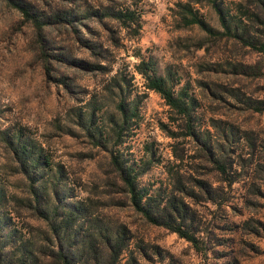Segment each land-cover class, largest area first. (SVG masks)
<instances>
[{
	"label": "rangeland",
	"instance_id": "1",
	"mask_svg": "<svg viewBox=\"0 0 264 264\" xmlns=\"http://www.w3.org/2000/svg\"><path fill=\"white\" fill-rule=\"evenodd\" d=\"M27 1L44 20L38 33L18 9L0 0L1 238L25 235L34 245L50 244L41 240L48 232L44 218L29 204L34 198L39 207L84 200L103 226L122 221L129 228V245L116 264H264V109L242 101L264 99V53L236 37H209L195 24L181 25L174 12L177 0ZM222 2L249 34L264 41L263 14L246 12V7L256 9L252 0ZM195 6L208 24L222 28L208 3ZM123 7L135 11L138 25L114 18L113 11ZM149 57L157 73L169 68L175 87L184 86L195 97L196 126L209 129L223 148L226 177L234 179L230 185L200 144L182 134L180 120L160 95L143 85L133 64ZM78 60L99 61L104 68L88 69ZM122 96L136 102L137 116L117 133L111 125ZM89 109L92 134L81 124ZM212 120L222 129L230 126L233 138L223 140L224 130ZM15 133L40 151L37 165L20 164L9 145ZM146 146L154 160L137 183L157 197H182L200 250L146 222L118 190L109 149L140 162L148 156ZM174 153L182 156L178 178L192 195L180 194L166 171L178 161ZM201 178L218 185L221 197L205 198L195 185ZM94 221L82 217L79 233Z\"/></svg>",
	"mask_w": 264,
	"mask_h": 264
},
{
	"label": "trees",
	"instance_id": "2",
	"mask_svg": "<svg viewBox=\"0 0 264 264\" xmlns=\"http://www.w3.org/2000/svg\"><path fill=\"white\" fill-rule=\"evenodd\" d=\"M205 1L216 13L221 29L214 28L206 22L199 13L195 3ZM223 0H177L175 2L177 20L181 25H197L209 37H220L230 35L243 41L246 45L256 48L264 53V41L256 40L248 33L243 21L240 18L234 19L232 13H229L227 7H224ZM255 4V10L247 8L248 17L264 16V0H252ZM11 6L18 9L25 19H29L34 25L36 32L42 26L43 19L39 14L32 10V4L27 0H6ZM113 16L122 25L126 20L135 21L138 25V15L133 9L128 7L119 8L113 11ZM62 16V14H61ZM60 17V16H59ZM83 67L88 69L104 68L99 61L84 62L77 61ZM137 73L143 79L145 88L157 92L174 113V119L180 120L183 135L198 142L199 149L206 154L208 161L217 169L220 179H226V185L234 180L227 178L228 173L225 154L223 148L218 145L217 139L211 134L209 129H198L196 126V115L193 110L197 103L195 97L190 94L184 86L175 87L177 79L173 77V72L166 68L163 73H157L154 61L151 57L147 59L139 58L133 64ZM123 78V77H122ZM242 101L248 107L255 110L264 109V99H249L244 97ZM118 116L112 119L111 129L117 133L128 128L131 118L137 116V104L130 100L125 101L123 96L116 102ZM85 118L81 124L86 131L92 134V125L94 123V111L89 109L85 111ZM214 126L217 125L222 133L223 140H231L234 132L230 126L222 129L217 120H212ZM14 141L9 140V145L24 166L37 165L41 156L40 151H33L27 138H22L20 133H15ZM12 144V145H11ZM148 156L140 162L133 161L123 156L117 149H109L108 162L118 183V190L122 191L128 204L134 211L148 223L161 225L178 236L189 241L195 249L200 250L202 244L195 235L191 223V212L188 204L182 197L170 193L165 196H155L149 193L146 186L137 183V176L143 173L154 160V152L151 146H146ZM177 161L174 167L169 165L166 171L175 179V189L183 195H192L193 191L185 185L179 177L177 165L182 161V156L174 153ZM195 185L203 196L208 200H215L221 197V190L218 185L207 182L205 179H196ZM32 192L35 193L33 190ZM259 194V189L256 191ZM4 198L0 189V204ZM30 201V200H29ZM33 210L40 214L48 227L47 235L41 236V240L50 242V244L34 245V242L25 235L12 239L3 240L0 236V264H116L119 255L127 249L130 240L129 228L122 221H117L113 225H102L95 218L93 206L84 200H75L67 203H47L43 207L37 204V198L29 204ZM90 215L95 220L92 228L87 232L79 233V220ZM2 223L4 218L0 217ZM128 252L131 253V250Z\"/></svg>",
	"mask_w": 264,
	"mask_h": 264
}]
</instances>
